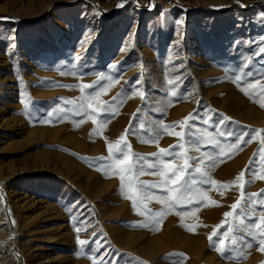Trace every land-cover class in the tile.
<instances>
[{
	"label": "rangeland",
	"instance_id": "374dc122",
	"mask_svg": "<svg viewBox=\"0 0 264 264\" xmlns=\"http://www.w3.org/2000/svg\"><path fill=\"white\" fill-rule=\"evenodd\" d=\"M0 58V264H264V0H0Z\"/></svg>",
	"mask_w": 264,
	"mask_h": 264
},
{
	"label": "snow or ice",
	"instance_id": "6c2138e0",
	"mask_svg": "<svg viewBox=\"0 0 264 264\" xmlns=\"http://www.w3.org/2000/svg\"><path fill=\"white\" fill-rule=\"evenodd\" d=\"M242 7H243V5H241ZM262 107H264V104H262L261 105ZM191 117H189V118H186V120L187 119H190ZM127 131V130H126ZM245 135H247V134H245ZM125 139V137H124V135H122L117 141H116V143L117 144H119L120 143V141H123ZM238 139H240V140H243V137H240V138H238ZM111 150H112V145H109V152L111 153ZM162 152L163 151H165V150H161ZM98 159H104L103 157H100V158H98ZM118 163H122L123 161H117ZM150 166H152V165H150ZM166 167H168L169 165H165ZM200 171V169L199 168H197V172H199ZM174 174V173H173ZM161 175L163 176L164 175V173H161ZM243 175H244V173L242 172L241 174H240V176H238L237 177V180H239V179H241L242 177H243ZM123 179H124V177L123 176H121V180H122V182H123ZM168 179H171V176H169L168 177ZM213 183H215L214 181H213ZM159 185H151V186H145V187H158ZM252 195H258V194H252ZM128 198H131V197H128ZM237 203H239V201L237 202ZM133 207L135 208L136 207V204H135V201L133 202ZM233 209H235L236 207H237V204H233L232 206H231ZM156 215H160V216H162L163 214L162 213H158V214H156ZM229 215H231V213H225V216L227 217V216H229ZM240 223H241V225H243V217H241V220H240ZM261 225H264V218H262L261 219V221L260 222H258V223H255V224H253V225H248V232H247V234L248 235H252L253 233H252V228L253 227H255L256 229H257V232H258V234L260 235V236H264V227H262ZM229 231H244V228H232V227H230L229 228ZM77 232H79V229H77ZM213 234H215V230H214V233ZM240 239H242V237H235V238H230V241H229V243H231V244H235L238 240H240ZM209 240L211 241L212 240V236H209ZM221 243H223V241H220ZM78 243H81V244H83L84 243V241H78ZM260 244H261V247H260V251L261 252H264V240H261L260 241ZM243 247H251V245L250 244H245V245H243L242 246V248H241V251H240V253L238 254V258H243V259H246L247 257L246 256H243ZM216 250L218 251V252H221V254L223 255V251L219 248V247H217L216 248ZM234 251H235V249H233ZM170 255H176V254H170ZM179 255H181V256H183V254H179ZM181 264H182V262H181Z\"/></svg>",
	"mask_w": 264,
	"mask_h": 264
},
{
	"label": "bare ground",
	"instance_id": "6f19581e",
	"mask_svg": "<svg viewBox=\"0 0 264 264\" xmlns=\"http://www.w3.org/2000/svg\"><path fill=\"white\" fill-rule=\"evenodd\" d=\"M22 1V0H21ZM13 2V1H12ZM12 2H11V4H12ZM17 4V3H16ZM20 4H23V2L22 3H20ZM25 4V3H24ZM15 6V5H14ZM14 6L13 5H10V7L12 8V10H13V8H14ZM17 6V5H16ZM21 6V5H20ZM22 7V6H21ZM28 8V7H27ZM19 9H20V7H19ZM11 10V9H10ZM23 10V9H22ZM21 10V11H22ZM24 10H26V7H25V9ZM28 10V9H27ZM26 10V11H27ZM25 11V12H26ZM4 57V56H3ZM5 62H4V60L3 59H1L0 58V72H1V75H0V84H1V86H3V87H5V88H7L8 86L9 87H11L12 89H13V87L14 86H16L17 87V93L18 94H20L21 92V81L19 80V79H15V78H13L12 76H10V75H7L8 74V71H7V68L5 67ZM40 71V70H39ZM4 74V75H3ZM23 88H24V86H23ZM8 90V89H7ZM16 96V94H9L8 95V97L9 98H11V99H13L14 97ZM54 96V95H53ZM191 107V106H190ZM180 109V108H179ZM184 110V109H183ZM187 114V113H186ZM2 120V119H1ZM5 121V120H4ZM53 121V120H52ZM8 122H10L9 121V119H8V121L6 120L5 121V124H8ZM21 122V121H20ZM22 126H24L23 125V123H22ZM24 129H25V127H24ZM29 134H30V132H29ZM51 134H53V133H51ZM55 135V134H54ZM181 180V179H180ZM197 183H199V182H197ZM166 234V238L168 239V240H171L170 242H173V243H176V239H175V231H174V229L173 228H171V226H170V228H169V230L165 233ZM12 238V235L10 234V232H9V230L7 229V227H4L3 228V230H1L0 231V242H1V244H5V245H8L7 243H8V241L10 240ZM168 242V241H167ZM166 243V242H165ZM169 245V244H168ZM167 246V245H166ZM167 247H169V246H167ZM6 251H7V256L10 258L11 257V255H10V249L9 248H7L6 249ZM11 259V258H10ZM14 262H12V264H13Z\"/></svg>",
	"mask_w": 264,
	"mask_h": 264
}]
</instances>
